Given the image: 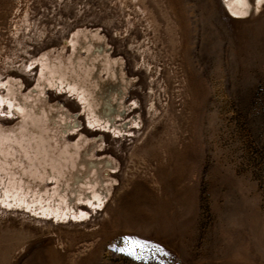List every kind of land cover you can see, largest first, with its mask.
<instances>
[{"label": "rangeland", "instance_id": "obj_1", "mask_svg": "<svg viewBox=\"0 0 264 264\" xmlns=\"http://www.w3.org/2000/svg\"><path fill=\"white\" fill-rule=\"evenodd\" d=\"M249 3L0 0V264H264Z\"/></svg>", "mask_w": 264, "mask_h": 264}, {"label": "bare ground", "instance_id": "obj_2", "mask_svg": "<svg viewBox=\"0 0 264 264\" xmlns=\"http://www.w3.org/2000/svg\"><path fill=\"white\" fill-rule=\"evenodd\" d=\"M222 3L227 5L229 9H234L236 14L246 13L248 6L250 5L249 0H222ZM263 3L264 0H254V10L262 9Z\"/></svg>", "mask_w": 264, "mask_h": 264}]
</instances>
